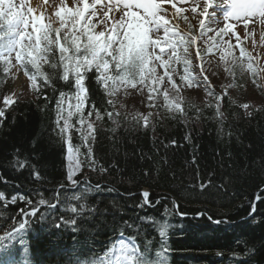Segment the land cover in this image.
I'll list each match as a JSON object with an SVG mask.
<instances>
[{"label":"snow or ice","instance_id":"snow-or-ice-1","mask_svg":"<svg viewBox=\"0 0 264 264\" xmlns=\"http://www.w3.org/2000/svg\"><path fill=\"white\" fill-rule=\"evenodd\" d=\"M178 2L188 7H177L172 0H0V80L22 74L37 98L43 96L45 107L54 99L52 133L64 148L62 157L66 161L64 179L52 183L27 155L21 157L19 149L11 153L13 158L6 166L27 170L32 186L7 181L0 175V182L12 188L9 194L0 190V264H39L31 255L29 238L32 225L37 223L46 224L45 231L57 239L61 233L72 234L73 247L62 253L65 264H170L174 250L169 244V233L183 225L170 223L169 217L188 214L179 211L175 198L153 201L146 189L138 195L131 191L119 194L125 200H133L131 214L116 199L109 201L111 211L108 206L101 207L105 194L118 191L103 182V177L122 170L116 161L105 166L95 156L98 124L107 117L114 125L112 132L122 123L147 129L161 108L172 118L183 116L184 88L206 92L211 100L205 107L212 109L218 123L223 124L226 117L222 103L228 88L234 85H225L222 93L213 90L203 63L206 57L216 54L228 76L234 77L238 71L241 78L250 74L254 83L264 78V67L253 64L257 58L243 47L235 56V45L230 43L231 37L239 43L237 28L241 24L246 35L259 30L264 41V0ZM165 3L171 4L174 11ZM181 21L186 25L184 29ZM194 60L201 63L195 65ZM129 88L141 95L146 91L148 107L157 109L156 113L116 111L118 93ZM98 92L103 93L99 101L94 99ZM161 98L163 102L157 103ZM13 103V97H4L0 118L5 117V109ZM240 107L251 116L247 111L249 104ZM196 111L199 116L201 109ZM74 136L79 143H73ZM89 172L96 173L95 183ZM143 175L150 176L151 170H144ZM49 183L51 187H47ZM228 183L230 180L217 185L209 174L206 182L183 191L191 194L199 190L201 195L205 190L211 194L213 189L226 192ZM96 194L99 195L95 202H91L90 197ZM261 199L257 195L256 200ZM162 200L168 201L161 213L163 219L140 214L156 208ZM10 206H15V211ZM256 212L253 201L247 217L242 219H250L252 224L264 221L253 216ZM196 216H207L216 225L236 223L226 218L213 220L206 212H197ZM101 236L107 240L97 247ZM241 243L244 251H231V264H253L255 247L245 240H236V244Z\"/></svg>","mask_w":264,"mask_h":264},{"label":"trees","instance_id":"trees-1","mask_svg":"<svg viewBox=\"0 0 264 264\" xmlns=\"http://www.w3.org/2000/svg\"><path fill=\"white\" fill-rule=\"evenodd\" d=\"M240 78L238 72L233 77L235 81L244 80ZM212 85L216 93H222L215 88V83ZM10 87L11 77L0 80V108H4L2 99ZM195 90L194 101L183 96V116L172 118L161 108L147 129H136L122 123L112 132L114 125L107 117L98 124L97 139L93 145L95 156L105 166L116 161L117 167L122 170L119 174L112 171L103 177V182L114 185L118 191L105 194L101 207L108 206L111 211L109 201L116 199L131 214L134 211L130 207L133 200H125L119 194L131 191L138 195L143 189L150 192L149 199L153 201L160 197L175 198L179 211L188 215L169 217L170 223L183 225L170 230L169 244L174 250L170 255V264H231V251H244L243 243L236 244L238 239L255 247L253 264H264V221L252 224L250 219H242L247 217L253 201L257 205L253 216L264 218V96H260L258 103H249L247 111L251 112V116H248L246 110L240 107L246 103L245 91L235 97L227 94L222 103L226 118L221 124L214 117L213 110L205 107L208 101L201 99L202 93ZM94 99H103V93L98 92ZM54 102L53 99L45 107L47 102L43 96L37 98L31 89L28 95L18 97L5 109V117L0 118L3 119L0 125V175L7 181L32 186L27 170L17 171L6 166L16 149L20 150L21 157L27 155L48 181L55 183L64 179V148L52 133ZM121 104L124 105L117 100L116 111L133 114L123 110ZM97 106H100L99 103ZM196 109H201L199 116ZM149 111L156 113L157 109H149L146 115ZM73 143H79L75 136ZM144 170H151V175L144 176ZM209 174L217 185L230 180L226 192L221 190L217 193L213 189L211 194L205 190L201 195L199 190L191 194L183 191L190 185L206 182ZM89 178L95 183L96 173L89 172ZM52 183L47 187H51ZM0 190L6 194L12 192V188L4 182H0ZM97 195L91 196L90 201L95 202ZM257 195L262 199L256 200ZM165 203L168 201L162 200L156 208H148L147 212L141 211L140 214L163 219L161 213ZM10 210L15 211V206H10ZM197 212H206L213 220L226 218L236 223L216 225L207 216L197 217ZM46 228V224L32 225L29 233L31 255L39 264H65L66 258L62 253L73 247L72 234L61 233L57 239L46 232ZM56 231L54 229L53 233ZM78 239H83V236ZM106 240V236H101L96 246L100 247ZM16 256L20 258L19 252Z\"/></svg>","mask_w":264,"mask_h":264},{"label":"rangeland","instance_id":"rangeland-1","mask_svg":"<svg viewBox=\"0 0 264 264\" xmlns=\"http://www.w3.org/2000/svg\"><path fill=\"white\" fill-rule=\"evenodd\" d=\"M14 2L18 3L19 0H14ZM173 3H177V7H188L187 4L179 3L178 0H172ZM166 8H169L171 11H174V9L171 8V4L165 3L164 5ZM193 24H196V20H192ZM181 29H184L186 25L183 23V21L180 22ZM251 27V25H250ZM237 34L239 35V43H237L236 37H231L230 43L235 45L233 48V54L235 56H239V49L243 47L246 51V53H250L251 56L256 57L257 59L253 61L254 66L257 67H264V41L260 38V31L257 30L254 34H245V31L243 29V25H239L237 28ZM225 39H228L227 37ZM199 43V42H198ZM245 62H247V57L244 58ZM201 62L194 60L195 65H199ZM203 66L205 68V74L208 76L209 81L212 84H216L215 88H217L219 91H224V86L232 84L233 87H229L227 90L228 95L231 97L238 96L236 95L239 92L245 91V102L247 104L253 102L258 103L260 100V96L263 94L264 96V78L257 79L256 82H253V79L250 74H247L244 76V79L242 81H235L233 79V76H228L227 73L224 71V64L219 61V54L209 56L205 58V61L203 63ZM197 72L199 71V67H196L195 69ZM238 72V71H237ZM239 73V72H238ZM262 77H264V73L261 74ZM213 86V85H212ZM197 88L188 89L184 88L182 90V97L184 96L186 99H190L194 101V98L196 96V90ZM214 89V86H213ZM201 93V99L205 101H210L211 97H208L207 93L204 92L201 89H198ZM261 90V91H260ZM31 92V86L30 82H28L27 77H24L22 74H18L14 79L11 78V87L10 89L5 93V96H11L13 99H17L18 97H23L25 95H28ZM147 92L143 95H141L139 92H137L135 89H121L120 93L117 95L118 103L122 102L124 103L125 107H123L125 111L133 113L139 112L142 114H146V112L150 109L148 107V101L146 99ZM4 103V98H3ZM162 98L157 101V103H162ZM66 165V161H65Z\"/></svg>","mask_w":264,"mask_h":264}]
</instances>
